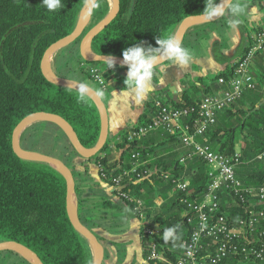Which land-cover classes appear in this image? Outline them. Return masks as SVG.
Returning a JSON list of instances; mask_svg holds the SVG:
<instances>
[{"label": "trees", "instance_id": "trees-1", "mask_svg": "<svg viewBox=\"0 0 264 264\" xmlns=\"http://www.w3.org/2000/svg\"><path fill=\"white\" fill-rule=\"evenodd\" d=\"M86 1L62 0L64 7L61 10L49 12L41 0H0V242L15 241L25 245L37 254L43 264H92L93 251L88 240L75 229L68 217L63 174L46 162L18 156L12 149L11 135L24 116L42 111L64 118L85 148L95 146L100 135L101 118L93 100L88 96V102L79 101L75 88L69 91L68 86L49 81L41 70L44 52L75 28ZM219 1L216 0L217 3ZM205 2L119 0L117 15L94 36L91 51L97 55L123 57L124 49L138 43L156 47L157 37L163 38L166 33L174 35L184 18L203 13ZM231 19L236 21L234 24L241 33V43L234 57L213 50L215 59L226 63V66L208 77H198L183 90L178 103L168 95L156 97L165 104L191 106L207 92L227 88L222 84L208 86L205 80L217 81L220 77L228 80L234 67L251 47L250 29L237 18ZM82 35L74 42L80 41ZM257 58L259 70L264 76V52L257 53ZM83 63L85 65L80 66V70L88 77L91 67L105 66L103 62ZM104 77L109 79L111 74H104ZM125 77L115 76V81L120 82L123 89H126ZM263 86L264 78L259 77L254 88L245 89L231 108L219 112L215 123L207 128L204 136L198 138L212 148L218 147L229 154L235 151L241 139L246 142L240 149L241 161L254 162L244 177H240L237 170L244 185L264 183V159H255L264 152ZM111 87L108 84L107 89ZM161 92L158 87L155 95ZM153 111V97H148L137 123L120 131L122 141L116 145L119 151L116 160H112L109 153V142L89 159L95 161L100 172H104L107 180L111 181L122 170H131V153H139L142 164L123 178L115 192L119 197L124 191L141 197L147 205H152L158 196L165 199L158 210H147L146 221L140 230L141 243L144 256L152 241L158 251L173 261L181 250L180 240L187 238L189 230L182 216L183 206L179 203L181 193L176 191L168 196L174 185L171 179L188 174L189 188L200 192L206 184V175L204 164L197 157L188 161L186 166L179 164L174 157L169 160L157 158L143 164L147 155L159 145V138L156 136L149 144L150 139H146L149 133L140 139L128 140L127 132L148 122ZM167 136L171 140L179 139L176 135ZM163 174L170 177L164 179ZM121 199L133 209L128 200ZM239 212H242L240 208H233L234 214ZM155 224L158 226L154 236L144 234L146 226ZM174 225L178 226L177 238L165 243L163 230ZM22 261L29 264L25 259Z\"/></svg>", "mask_w": 264, "mask_h": 264}, {"label": "crops", "instance_id": "crops-1", "mask_svg": "<svg viewBox=\"0 0 264 264\" xmlns=\"http://www.w3.org/2000/svg\"><path fill=\"white\" fill-rule=\"evenodd\" d=\"M241 2L245 5V12L235 18L250 29L249 37L252 41L261 27H264V0H241ZM231 17L226 13L211 21L192 25L181 42L194 53L190 64L186 68H179L174 62L167 60L158 65L153 80V91L139 103L136 102L134 92L121 88V83L115 81L114 74L118 72L117 75L126 76L128 68L106 70L112 72L111 77L107 79L112 87L100 90L104 93L101 97L108 115L107 142H109L112 160L119 157L116 145L122 141L120 131L137 123L145 100L148 97L158 98L155 95L158 87L162 89L161 96L171 97L173 93L170 89L175 88L177 98L181 100L183 90L198 77H208L226 66V63L215 59L213 50L221 55L234 57L241 43V33ZM80 46L81 40L55 49L46 61L49 70L65 78L89 83L91 79L80 70V66L85 65L80 55ZM259 68L260 62L256 54L250 70L256 82L259 77L264 78ZM106 71L101 70L102 73ZM205 83L208 86L224 85L219 82V78L217 81L206 79ZM156 136L159 138H156L159 140V145L147 155L148 158L143 161V164L157 158L159 160H169L171 157L177 159L184 152L180 139L171 140L161 130L151 131L146 137L150 139L148 143L151 144V140ZM16 140L22 148L55 156L68 166L73 176L72 208L102 245L101 264H158L154 260L146 261L143 255L140 230L144 221L117 195L115 188L101 178L99 165L93 160L83 158L75 151L71 138L64 128L49 120H37L21 128ZM245 143L241 139L235 150H240ZM255 159H259L258 155ZM253 162H240L237 166L240 177L247 175V171L252 169ZM164 201L162 196L156 197L152 205L146 204V213L149 209L158 210ZM92 251L95 255V251L93 249ZM14 255H17L19 259ZM22 258L26 259L17 252L3 251L0 254V264H21ZM27 261L32 264L29 260Z\"/></svg>", "mask_w": 264, "mask_h": 264}, {"label": "built area", "instance_id": "built-area-1", "mask_svg": "<svg viewBox=\"0 0 264 264\" xmlns=\"http://www.w3.org/2000/svg\"><path fill=\"white\" fill-rule=\"evenodd\" d=\"M261 52H264V27L258 31L228 80L219 78V82L226 85L225 90L207 92L196 104L183 107L154 98L150 120L127 132L128 140L140 139L155 130L178 136L184 148L177 158L179 164L186 166L188 161L197 157L203 162L206 175V184L200 192L189 188L188 174L171 179L174 185L168 196L176 191L181 193L179 203L183 206L182 216L189 235L180 240L182 251L173 261L150 241L146 261L162 264H264V183L244 185L238 177L240 150L229 154L198 140L215 123L219 112L231 108L245 89L254 88L256 81L250 70L254 57ZM89 78L100 89L108 86V80L97 67L90 69ZM258 158L264 159V152L258 154ZM130 161L131 170H122L111 181L100 172L101 178L118 188L123 178L142 164L138 152L131 153ZM162 176L164 179L170 177L169 174ZM120 197L128 200L136 215L146 221L147 206L143 198L125 191ZM233 208H240L242 212L234 214ZM157 226H146L144 234L154 236Z\"/></svg>", "mask_w": 264, "mask_h": 264}, {"label": "water", "instance_id": "water-1", "mask_svg": "<svg viewBox=\"0 0 264 264\" xmlns=\"http://www.w3.org/2000/svg\"><path fill=\"white\" fill-rule=\"evenodd\" d=\"M98 0H87L85 3V6L83 10H85V16L83 20H80L81 14L79 21L75 28L66 36L58 39L56 42L51 44L47 50L44 52L42 59H41V70L44 74V76L51 82L63 85V86H68L70 82L76 81L73 79L65 78L62 76H59L50 70L46 68V61L47 58L50 56V54L57 49L58 47L65 45L67 43L73 42L75 39L79 38L88 24L90 23V20L92 18V14L94 11L93 4L97 3ZM114 5L110 13H108L102 20H100L91 30L84 36V38L81 41V46H80V55L82 60L86 62H103L101 60V57H106L109 55H97L94 54L91 51V41L94 38L95 35H97L118 13L119 11V0H113ZM82 10V11H83ZM91 10V11H90ZM81 11V13H82ZM208 21L204 18L203 13L197 14V15H189L186 18H184L180 23L177 28V32L175 37L178 38L181 42L183 40V37L186 33V31L195 23L198 22H204ZM116 61V66H120L123 68H127V66H121V62L123 60V57L120 56H114ZM167 60H164L160 62L159 64L156 65V67ZM79 82V81H76ZM73 88L75 86L73 85ZM76 89V88H75ZM170 91L173 93L172 99L175 102H179V99L177 98L175 88L170 89ZM97 90L93 88L92 86L89 89L88 96L93 100L95 105L98 108L100 118H101V130H100V135L99 138L93 148H85L79 141L74 129L71 127V125L62 117L52 114V113H46L42 111H37V112H32L29 113L28 115L24 116L18 124L15 126V128L12 131L11 135V144H12V149L13 151L20 157L25 158V159H31V160H36V161H41V162H46L50 164L51 166L55 167L58 169L64 176L65 182H66V209H67V214L68 217L72 223V225L75 227V229L80 232L89 242L91 245L92 249L95 251V255H93V263L92 264H101L102 259H103V247L98 241L97 237L93 234V232L86 226L84 225L77 214L74 212L72 205H71V197L73 194V176L68 168V166L59 158L55 156H51L48 154H44L38 151H33V150H28L22 148L16 140L18 132L23 128L25 125H27L30 122L37 121V120H49L52 121L62 128L66 130L68 135L71 138L72 145L75 149V151L82 156L83 158L89 159L91 156H93L95 153H97L99 150H101L104 146V144L107 142V129H108V115H107V110L106 106L102 100L101 95H97ZM3 251H11V252H17V253H22L24 257H28L29 261L32 264H43V262L40 260V258L37 256L35 252H33L31 249L26 247L25 245L15 242V241H5V242H0V252ZM26 255V256H25Z\"/></svg>", "mask_w": 264, "mask_h": 264}, {"label": "clouds", "instance_id": "clouds-1", "mask_svg": "<svg viewBox=\"0 0 264 264\" xmlns=\"http://www.w3.org/2000/svg\"><path fill=\"white\" fill-rule=\"evenodd\" d=\"M41 3L49 12H56L64 7L62 0H41ZM96 7L98 4L94 3L93 8ZM202 12L208 21L224 16L226 13L232 17H239L245 12V5L241 0H220V3H217L216 0H206ZM156 45V47L150 45L146 47L143 43H138L127 47L122 52L121 66L126 65L128 68L124 80L125 88L128 92L135 93L137 103L153 91L157 64L164 60H171L179 68H186L194 56L189 48L183 46L178 38L169 33H166L163 38L157 37ZM101 60L106 66L105 71L109 68L115 69L116 61L112 55L101 57ZM73 85L77 90L78 100L88 102L91 85L87 82L73 81L69 84V91H72ZM103 94L102 91L97 92V95ZM177 227L174 225L163 230L162 238L165 243L170 239L175 240L177 238L175 235Z\"/></svg>", "mask_w": 264, "mask_h": 264}, {"label": "rangeland", "instance_id": "rangeland-1", "mask_svg": "<svg viewBox=\"0 0 264 264\" xmlns=\"http://www.w3.org/2000/svg\"><path fill=\"white\" fill-rule=\"evenodd\" d=\"M219 3H220V1H219ZM96 4H98V7H96V8H94L95 10L93 11V13L95 14V15H93L92 16V18H91V20H90V23L88 24V26L86 27V29L84 30V32H83V35H82V38H80V40L82 41V39L84 38V36L91 30V28H93L99 21H100V17H105L108 13H110L111 12V10H112V8H113V5H114V1L113 0H98L97 1V3ZM84 16H85V11H84V15L80 18V20H83L84 19ZM119 68H121L120 66H118ZM106 68V66H103V67H99V69L100 70H102V69H105ZM116 68V67H115ZM103 74H112V72L111 71H106V72H104ZM118 74V72L117 73H115L114 75H117ZM89 84L93 87V88H97V90L98 91H101L100 90V88L98 87V85L94 82V81H89ZM162 94L161 93H159L158 95H156V96H158V97H162L161 96ZM46 122H48V121H46ZM146 204V203H145ZM180 247H181V245H180ZM181 251H182V248H181V250L177 253V254H180L181 253ZM0 254H1V252H0ZM18 254H21V255H23L22 253H18ZM176 254V255H177ZM175 255V256H176ZM26 256V255H25ZM14 257L15 258H18L19 259V257H17V255H14ZM26 258V257H25ZM28 258V257H27ZM25 259L26 261L27 260H29V259ZM23 259V258H22ZM28 262V261H27ZM20 263L21 264H26L25 262H23L22 260H20ZM159 264H162V263H159ZM244 264V263H243Z\"/></svg>", "mask_w": 264, "mask_h": 264}, {"label": "bare ground", "instance_id": "bare-ground-1", "mask_svg": "<svg viewBox=\"0 0 264 264\" xmlns=\"http://www.w3.org/2000/svg\"><path fill=\"white\" fill-rule=\"evenodd\" d=\"M84 11H85V10L82 11V13H81V17L84 15ZM47 64H48V63H47ZM46 68L49 70V67H48L47 65H46Z\"/></svg>", "mask_w": 264, "mask_h": 264}]
</instances>
